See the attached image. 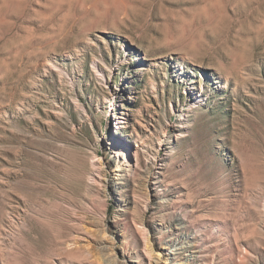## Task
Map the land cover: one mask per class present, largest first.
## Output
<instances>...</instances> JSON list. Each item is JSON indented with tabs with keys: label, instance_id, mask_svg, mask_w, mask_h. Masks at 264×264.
I'll list each match as a JSON object with an SVG mask.
<instances>
[{
	"label": "rangeland",
	"instance_id": "374dc122",
	"mask_svg": "<svg viewBox=\"0 0 264 264\" xmlns=\"http://www.w3.org/2000/svg\"><path fill=\"white\" fill-rule=\"evenodd\" d=\"M178 256L264 264V0H0V264Z\"/></svg>",
	"mask_w": 264,
	"mask_h": 264
},
{
	"label": "bare ground",
	"instance_id": "6f19581e",
	"mask_svg": "<svg viewBox=\"0 0 264 264\" xmlns=\"http://www.w3.org/2000/svg\"><path fill=\"white\" fill-rule=\"evenodd\" d=\"M116 119H117V121H119L118 122V128L119 129H122L123 128V126H124V124H127L126 123V120L122 117H116ZM125 120V121H124ZM127 142V141H126ZM125 142V140H122V139H119V138H116V137H112L111 138V142H110V145H111V148H113L114 149V151L116 152V154H117V156L118 157H120L122 160H123V164H126V167H125V170H124V175H128L129 177H134L135 175H138V174H140L139 172H142L143 171V168H144V165H143V162H142V159H141V156H140V153H139V151H133L132 150V148L127 144ZM124 166V165H123ZM123 171V170H122ZM121 177V176H120ZM133 219V218H132ZM185 219V218H184ZM183 219V220H184ZM134 224H135V226L138 228L139 226H142V223H140V222H134ZM144 225V224H143ZM85 228H86V226H85ZM141 228V227H140ZM146 229V228H145ZM144 228H142V230H143V235H146L147 234V232H146V230H145ZM90 230H91V228H90ZM134 230V229H133ZM132 230V231H133ZM136 230V229H135ZM146 232V233H145ZM102 234V233H101ZM141 234V233H140ZM105 236V235H104ZM148 236H149V234H148ZM147 236V237H148ZM141 237H142V235H141ZM144 237V236H143ZM142 237V238H143ZM146 238V237H145ZM105 239V238H104ZM148 239V238H147ZM88 242V241H87ZM141 243V242H140ZM149 242H147V244H148ZM88 244V243H87ZM75 245H77V244H75ZM83 245V244H82ZM86 244H84V246H85ZM89 245V244H88ZM93 245V244H92ZM102 245V244H101ZM73 246V245H72ZM79 246V245H78ZM87 246V245H86ZM147 246V245H146ZM149 246V245H148ZM80 247H81V245H80ZM92 247H94V245L92 246ZM104 247V246H103ZM134 247H136L135 245H134ZM70 248V247H69ZM68 248V249H69ZM85 248V247H84ZM87 248H89V247H87ZM95 248V247H94ZM106 248V247H105ZM109 248V247H108ZM149 248V247H148ZM148 248H146L147 249V251H146V254L149 256V252L151 251H149L148 250ZM151 248V247H150ZM79 249V248H78ZM95 251V250H94ZM96 251H97V249H96ZM95 251V252H96ZM149 251V252H148ZM78 252V251H77ZM114 252V251H113ZM114 254V253H113ZM125 254V253H124ZM73 255H75L74 253H73ZM110 255H111V253H110ZM127 256V255H126ZM152 256V255H151ZM70 257V256H69ZM76 257V256H75ZM74 257V258H75ZM98 257V256H97ZM186 257V256H185ZM73 258V257H72ZM84 258V257H83ZM99 258V257H98ZM113 258V257H112ZM180 258V256H178L177 257V262H178V264H183L182 263V258L181 259H179ZM69 260V259H68ZM70 260H71V258H70ZM73 260H77V259H73ZM88 260V259H87ZM87 260H85V261H87ZM109 260V259H108ZM119 260V259H118ZM174 260V259H173ZM84 261V260H83ZM112 262H113V260H111ZM120 261V260H119ZM73 262V261H72ZM105 262V261H104ZM118 262V261H117ZM114 263V262H113ZM119 264H124V263H119ZM167 264H168V261H167Z\"/></svg>",
	"mask_w": 264,
	"mask_h": 264
}]
</instances>
